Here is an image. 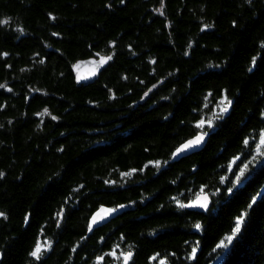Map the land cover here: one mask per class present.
Here are the masks:
<instances>
[{
  "label": "trees",
  "instance_id": "16d2710c",
  "mask_svg": "<svg viewBox=\"0 0 264 264\" xmlns=\"http://www.w3.org/2000/svg\"><path fill=\"white\" fill-rule=\"evenodd\" d=\"M0 86V264H264V0H0Z\"/></svg>",
  "mask_w": 264,
  "mask_h": 264
},
{
  "label": "water",
  "instance_id": "95a60500",
  "mask_svg": "<svg viewBox=\"0 0 264 264\" xmlns=\"http://www.w3.org/2000/svg\"><path fill=\"white\" fill-rule=\"evenodd\" d=\"M108 57L110 56L98 54V55H94V56L87 57V58H81L77 60L73 65V73H74L76 83L78 85H82V84L88 85L90 83L95 82L99 78L101 72L105 69V67L109 63L110 59H107ZM102 60L106 62L101 63ZM161 82L162 81L156 82L155 84L150 86L148 91L144 94L143 99H146L150 95V93L154 91L161 84ZM211 134H212L211 131H206V132L201 131L197 133L196 135L185 140L175 150L174 155H173L174 160L179 161L185 157H188L202 150L206 146ZM200 135H203V139L201 140L199 144H195V145H192L191 147L184 148L185 144H187L190 140H194L197 136H200ZM197 197H200L199 201H197ZM203 197H207V200L205 201ZM201 203H206V207L198 206V204H201ZM193 204H196L197 206L184 207V208L189 209V210L199 211V212H206L212 205V199L210 197V194L206 192H202L198 194L194 199L188 201L187 203H184L183 205H193ZM108 210H112V209H107V210L96 213L93 216V217H96V220L95 222H93V219H92V225H95V224L102 225V224L107 223L111 219L112 214H113V211H108ZM129 259L130 257L128 253L125 255V264L129 262Z\"/></svg>",
  "mask_w": 264,
  "mask_h": 264
},
{
  "label": "snow or ice",
  "instance_id": "6c2138e0",
  "mask_svg": "<svg viewBox=\"0 0 264 264\" xmlns=\"http://www.w3.org/2000/svg\"><path fill=\"white\" fill-rule=\"evenodd\" d=\"M3 23H6L7 21H2ZM107 59H111V57H108ZM106 61H101V63H104ZM78 67V66H77ZM2 87V86H0ZM225 100H227V98H225ZM225 102L224 101H221V104H224ZM231 104V101H227V104H225V106L223 108H221V111H227V106ZM47 113V109H45V112L43 114H46ZM53 119H55V117H53ZM205 121L204 120H201L196 126L197 127H203ZM207 123L209 124V126H211V120L207 121ZM203 139V135H200V136H197L194 140H190L187 144L184 145V148H188V147H191L192 145H195V144H199L201 142V140ZM248 141L245 140V144H247ZM261 146H264V133H261V140H260V145L257 147V153L260 154V155H264V152H261ZM255 159V157H254ZM229 168L231 169V165H229ZM247 168V164L244 165L243 168L240 169L239 171V174L236 175V181L239 182L240 181V177L243 176L244 174V171L245 169ZM130 173L126 174V175H129ZM225 178H221V182L224 181ZM203 191V190H202ZM203 199L206 201L207 200V197H203ZM200 200V197H197V201ZM181 207H192V206H197L196 204H193V205H183L181 204L180 205ZM198 206L200 207H206V203H201V204H198ZM108 211H113V210H108ZM0 215H3V213H0ZM99 215V214H98ZM96 220V217H93V222H95ZM243 223V218L240 217L237 219L236 221V225H235V228L232 230V235H229L225 238V240H222L218 245L217 247L218 248H226L227 247V243H230L233 239V237L235 236L236 233H238L240 231V228H241V224ZM195 227L197 229L200 228V225L199 224H196ZM41 251V245H37L35 250L31 253L32 256L34 257H37L39 256V253ZM195 252H196V249L194 248L192 250V255L193 257L195 256ZM130 253H129V257H130ZM161 264H164L163 261H161Z\"/></svg>",
  "mask_w": 264,
  "mask_h": 264
},
{
  "label": "rangeland",
  "instance_id": "374dc122",
  "mask_svg": "<svg viewBox=\"0 0 264 264\" xmlns=\"http://www.w3.org/2000/svg\"><path fill=\"white\" fill-rule=\"evenodd\" d=\"M225 104H227V103H224V104L222 105L221 108H223V107L225 106ZM205 123H207V122H205ZM211 123H212V122H211ZM204 132H205V131H204ZM39 245H41V251L46 247V244H43L42 242H40ZM41 251H40V252H41Z\"/></svg>",
  "mask_w": 264,
  "mask_h": 264
}]
</instances>
